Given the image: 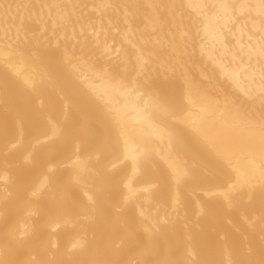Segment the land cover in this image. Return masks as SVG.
Masks as SVG:
<instances>
[{
	"label": "bare ground",
	"instance_id": "6f19581e",
	"mask_svg": "<svg viewBox=\"0 0 264 264\" xmlns=\"http://www.w3.org/2000/svg\"><path fill=\"white\" fill-rule=\"evenodd\" d=\"M0 264H264V0H0Z\"/></svg>",
	"mask_w": 264,
	"mask_h": 264
}]
</instances>
